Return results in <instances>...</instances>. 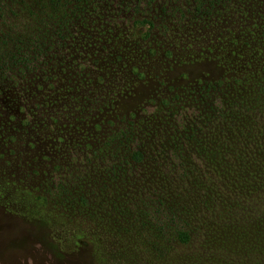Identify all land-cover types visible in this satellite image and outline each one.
Returning a JSON list of instances; mask_svg holds the SVG:
<instances>
[{"label": "trees", "instance_id": "1", "mask_svg": "<svg viewBox=\"0 0 264 264\" xmlns=\"http://www.w3.org/2000/svg\"><path fill=\"white\" fill-rule=\"evenodd\" d=\"M142 1L0 0V105L28 75L60 81L59 74L52 75L69 74L73 102L82 103L76 96L81 90L86 91L82 100L105 98L114 119L125 126L107 137L98 134L95 123L84 138L92 140L90 156L104 164V177L121 185L115 188L121 202L115 212L127 221L126 234L133 242L142 238L145 248L158 254L150 264H264V73L222 72L195 86H167L174 80L166 78L165 68L153 75L143 66L162 56L151 42L158 17L144 9L148 16L123 19L131 4ZM248 3L260 2L162 0L158 35L180 51H166V58L176 56L177 64L189 66L206 59L225 68L224 43L213 58L212 49L196 51L195 44ZM258 16L264 20V13ZM229 34L222 40L226 43L227 36L232 45ZM138 58L143 65L133 63ZM145 88L152 91L142 96ZM127 99L136 106L125 114ZM23 109L31 112L29 106ZM128 131L149 136L147 147L139 141L131 148ZM248 144L258 152L251 154ZM251 155L255 167L249 172ZM17 191L41 206L38 197ZM241 193L249 200L243 207ZM92 242L73 225L74 248ZM168 244L187 253L169 259L173 255L161 254Z\"/></svg>", "mask_w": 264, "mask_h": 264}, {"label": "rangeland", "instance_id": "2", "mask_svg": "<svg viewBox=\"0 0 264 264\" xmlns=\"http://www.w3.org/2000/svg\"><path fill=\"white\" fill-rule=\"evenodd\" d=\"M147 1L151 2L148 6ZM161 1L133 3L130 11L124 14L125 20L132 16L144 17L148 16L144 9H151V14L158 17L157 30L151 42L162 56L147 65H143L144 60L139 58L133 63L140 62L150 72L152 70L153 75L165 68L166 78L174 80L173 83L167 81V86L178 85L179 82L195 86L200 80L216 79L222 72L242 73V77L246 73H264V20L260 22L258 16L264 13V0H259L258 4H246L244 9L231 16L228 24H218L208 31L212 36L196 42V51L213 50L211 58L222 52L224 43L228 52L225 68L221 70L211 60L205 59L189 66L177 64L176 56L166 58V51H171L173 55L180 51L158 35ZM227 30L231 32L229 35H233L232 45L227 36V44L224 38L222 40ZM111 61L115 67L118 66L115 57ZM186 73H189L190 79H179L181 74ZM38 74L21 79L19 87L9 91L11 97L3 98L0 105V185L3 187L0 194V264H150L158 254L154 250L149 252L142 238L137 237L139 240L133 242L126 234L123 227L128 223L118 218L115 212L121 203L115 192L118 184L104 177V164L90 156L89 146L95 149L92 140L84 138L88 136L86 130H93L96 124L100 128L98 134L107 137L123 131L124 124L114 119L116 114L107 107L105 98L94 100L88 97L82 100L86 91L81 90L76 96H81L82 103L73 102L67 90L72 86L68 82L71 78L69 74L52 75L59 74L60 81L46 80ZM151 91L147 92L145 88L142 96ZM133 100L125 101V114L136 106ZM20 101L27 104L31 112L23 109L27 106H22ZM263 113L260 112V116L264 119ZM127 139L134 141L131 148L139 141L141 147H147L150 137L144 136V133L135 136L129 133ZM247 147L250 153L258 152L256 146L248 144ZM254 161L251 155L246 162L247 171L254 169ZM152 174L158 180L159 174ZM118 187L121 188V185ZM20 189L38 197L42 201L41 206L17 194ZM119 191L120 195L125 194V190ZM80 196H83V201ZM247 197V193L238 197L242 207L249 202ZM73 225L91 237L93 242L74 248ZM172 247L170 244L162 247L161 254L170 253L169 256L173 257L169 259L178 260L187 253L184 249L175 250Z\"/></svg>", "mask_w": 264, "mask_h": 264}]
</instances>
